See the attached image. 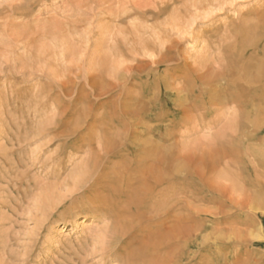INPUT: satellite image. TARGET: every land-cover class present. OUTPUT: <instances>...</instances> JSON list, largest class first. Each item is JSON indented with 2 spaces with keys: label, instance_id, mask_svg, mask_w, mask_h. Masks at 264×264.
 Returning <instances> with one entry per match:
<instances>
[{
  "label": "rangeland",
  "instance_id": "rangeland-1",
  "mask_svg": "<svg viewBox=\"0 0 264 264\" xmlns=\"http://www.w3.org/2000/svg\"><path fill=\"white\" fill-rule=\"evenodd\" d=\"M150 107L142 139L192 156L180 264H264V0H0V264H123L74 181L99 128Z\"/></svg>",
  "mask_w": 264,
  "mask_h": 264
},
{
  "label": "bare ground",
  "instance_id": "bare-ground-1",
  "mask_svg": "<svg viewBox=\"0 0 264 264\" xmlns=\"http://www.w3.org/2000/svg\"><path fill=\"white\" fill-rule=\"evenodd\" d=\"M233 75L234 72H231L230 76L233 77ZM231 77L230 80H232ZM261 80H258V83ZM236 96L233 98H241L240 104L245 105L249 102L248 98H251L250 90H244ZM201 107L203 108L202 104ZM144 110L143 117L141 115L143 121L139 120L138 115H128V112L124 110L123 117L119 121H112L99 128L101 135L109 142L101 145L99 151L93 153L90 161L85 163L83 169L79 170L74 186L76 188L82 186L79 187L82 189V195L87 199L90 198L88 203L93 206L89 207L90 212L95 215V218L105 223L102 232L103 244L108 243L114 249L122 248V252L118 254L120 262L123 264H180L178 243L184 240L186 246L193 244V223L196 213L194 194L193 192H184L180 188L181 173L185 174V179L188 181V177L193 174L189 168L192 156L182 154L178 144H175L171 151L165 154L162 143L171 142L172 137L168 134H161L157 141L153 142H147L148 138L143 140L142 137H148V133L161 132L159 128L149 127L144 123L145 120L153 122L152 118L156 116L155 107ZM130 113L132 114V112ZM237 113L242 115L241 111L236 109L232 110V114L227 112L225 115L228 117L227 126L230 127L227 128L228 130L234 128ZM237 125H235V133L237 129L242 130V126ZM204 133L209 135V132ZM241 136L243 135L241 134ZM148 144L151 146L149 150H147ZM205 147L202 145L200 149L205 151ZM142 153L148 155L149 161L144 162L138 158ZM112 160H120L121 164L115 166L114 169H103V166ZM180 164L184 166L181 173L178 170ZM166 176L168 177L166 178ZM181 195L184 198L182 202ZM84 224L85 222L82 226Z\"/></svg>",
  "mask_w": 264,
  "mask_h": 264
}]
</instances>
